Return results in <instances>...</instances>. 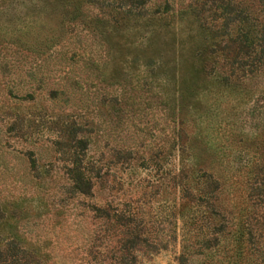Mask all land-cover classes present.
I'll return each mask as SVG.
<instances>
[{
    "label": "trees",
    "instance_id": "trees-1",
    "mask_svg": "<svg viewBox=\"0 0 264 264\" xmlns=\"http://www.w3.org/2000/svg\"><path fill=\"white\" fill-rule=\"evenodd\" d=\"M36 1L38 52L52 49L67 66L68 81L51 87V97L82 94V32L89 26L99 42L94 52L98 56L93 59L95 75L107 76L103 80L111 84H123L122 65L131 62L138 86L142 84L139 65H143V71L161 80L167 90L165 82L173 81L170 89L178 102L187 95L197 98L194 104L202 125L194 143H176L187 156L179 159L169 176L186 199L183 211L191 212L184 221L186 234L178 263L188 264L196 254L201 256L199 264H264V86L256 96L259 106L240 110L236 102L225 111L202 108L198 97L213 91L211 83L216 80L223 94L230 95L253 79H264V0ZM187 80L200 82L191 87ZM126 96L103 91L98 100L114 109L116 103L127 101ZM106 109L108 116L111 111ZM93 122L73 116L67 127L73 147L67 165L69 188L83 196L93 195L98 183L114 184L107 176V163L111 165L113 159L86 157ZM177 131L175 141L181 137ZM55 142L63 143L59 138ZM173 147L174 141L169 143V152ZM133 149L132 145L114 146L112 154L122 153L128 159ZM88 209L91 217L102 221L100 225L104 223L103 231L122 234L120 248L127 254L137 242L149 240L148 231L134 223L132 213L114 199L91 203ZM4 214L0 205V219ZM192 227H204V231L191 234ZM101 231L102 226L94 229V237L103 235ZM99 252L89 250L92 257ZM0 264L46 261L36 241L7 235L0 236ZM85 264L96 263L88 260ZM105 264H128V260L122 252Z\"/></svg>",
    "mask_w": 264,
    "mask_h": 264
},
{
    "label": "rangeland",
    "instance_id": "rangeland-1",
    "mask_svg": "<svg viewBox=\"0 0 264 264\" xmlns=\"http://www.w3.org/2000/svg\"><path fill=\"white\" fill-rule=\"evenodd\" d=\"M36 3L0 0V205L5 211L0 236L36 241L46 264H85L88 260L105 264L122 252L128 264H179L184 221L191 212L183 211L186 199L169 176L179 166V159L187 156L177 144L184 140L194 143L202 125L194 104L197 98L187 95L178 102L170 89L173 81L165 82L167 90L161 80L143 71V65H139V75L144 84L138 86L131 62L122 65L123 84H111L103 80L107 76L95 75L93 59L98 56L94 52L99 42L89 26L82 32V94L51 97V87L68 81L67 66L52 49L38 52ZM106 71H111V65ZM198 82L185 81L191 87ZM211 84L213 91L198 96L202 108L225 111L236 102L240 110L259 106L256 96L264 79H253L230 95L223 94L217 80ZM103 91L125 94L127 101L121 100L112 109L99 103ZM106 108L111 111L108 116ZM73 116L94 120L86 157L113 159L111 165L107 163L113 186L98 183L90 196L72 193L69 188L67 165L73 147L67 127ZM178 129L181 137L175 141ZM58 138L63 143H56ZM127 145L134 148L131 158L112 154L114 146ZM110 199L128 209L133 222L148 231L149 240L137 242L128 254L120 248L122 234L103 231L104 223L100 225L102 221L91 217L88 209L91 203ZM100 226L103 235L94 237V229ZM192 229L191 234L204 231V227ZM90 248L100 252L92 257ZM200 257L192 254L188 264H199Z\"/></svg>",
    "mask_w": 264,
    "mask_h": 264
}]
</instances>
